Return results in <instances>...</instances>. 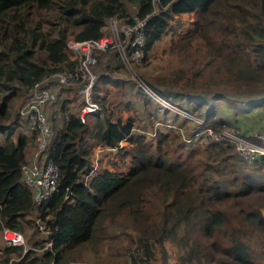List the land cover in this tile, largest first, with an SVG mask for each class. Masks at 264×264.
Wrapping results in <instances>:
<instances>
[{
	"label": "trees",
	"instance_id": "16d2710c",
	"mask_svg": "<svg viewBox=\"0 0 264 264\" xmlns=\"http://www.w3.org/2000/svg\"><path fill=\"white\" fill-rule=\"evenodd\" d=\"M131 3L140 16L150 14L144 59L166 33H176L174 17L194 13L168 48L170 62L155 74H142L150 85L188 110L203 109L215 129L236 126L216 115L218 99L231 101L237 113L264 104V0H0V229L26 234L41 219L48 234L32 244L52 242L42 254L3 244L2 259L16 254L20 258L10 264L64 263L71 252L99 241L98 231L104 234L109 220L128 237L123 248L130 264H143L160 252L168 264L167 241L179 248L175 264H257L250 240L253 231L264 235L262 206H241L235 213L226 207L263 197L264 183L240 176L232 162L227 171V160L238 154L233 145L204 141L220 148L215 158L195 147L204 142L186 140L193 132L154 128L150 114L161 103L139 84L154 109L147 111L144 125L126 114L133 108L125 98L131 79L114 74L125 68L115 50L102 51L108 59L93 87L100 108L82 121L70 101L61 105V125L48 151L59 168L58 189L45 208L22 180L32 131L20 108L11 117L15 99L29 96L49 73L72 65L65 51L69 35L101 36L110 17L132 19ZM96 147L114 151L111 166L94 165Z\"/></svg>",
	"mask_w": 264,
	"mask_h": 264
},
{
	"label": "built area",
	"instance_id": "2783aa9c",
	"mask_svg": "<svg viewBox=\"0 0 264 264\" xmlns=\"http://www.w3.org/2000/svg\"><path fill=\"white\" fill-rule=\"evenodd\" d=\"M159 0H153L156 4ZM137 4L130 16H112L108 19L99 37L76 38L69 35L65 51L67 57L73 61L72 65L65 66L49 73L43 80L34 84L27 100L21 106V113L28 117L30 130L35 136V148L32 155L22 164V180L29 186L36 203L45 208L53 194L58 189L59 168L56 163L48 157L50 143L54 138L53 122L47 114L46 108L54 103L58 97L55 85L78 84V92L82 97L80 117L85 121L86 115L100 108L94 99L93 87L97 78L94 67L98 63L97 54L105 50L118 52L124 67L128 69L134 64L141 62L145 57L144 44L146 40L145 26L149 13L140 16ZM134 77L140 87L149 96L165 105L173 108L184 115L187 121L196 124L193 135L186 138L188 142L207 138L210 141L228 143L233 145L241 160L249 165L261 166L264 163V131L256 132L253 136L246 135L239 128L215 129L208 125L205 112L188 110L160 94L155 87L150 85L141 75L133 71ZM51 77L50 81H48ZM173 106V107H171ZM175 126L171 121H158L157 125ZM184 134L182 129H179ZM0 236L5 246H24L27 250L25 235L18 230L3 226ZM45 248L51 247L52 242L45 243ZM14 257L2 264H10Z\"/></svg>",
	"mask_w": 264,
	"mask_h": 264
},
{
	"label": "rangeland",
	"instance_id": "374dc122",
	"mask_svg": "<svg viewBox=\"0 0 264 264\" xmlns=\"http://www.w3.org/2000/svg\"><path fill=\"white\" fill-rule=\"evenodd\" d=\"M133 10H134V4L131 3L130 12ZM193 18H194V13L192 12H186V13L179 14L176 17H174L175 19L174 24L178 26V29L176 30L175 34L171 33L172 29L168 33H166L160 40L156 42L154 47L151 49V52L148 53V56L146 59L142 60L141 62L137 64H134L131 67L134 69L130 70L125 66V68L122 67L121 71L119 70L118 72L116 71L114 72L116 76H121V77L131 79L126 82L128 83L126 88L127 90L130 89V93H128V96H126L125 98L131 99L133 108L132 110L125 111V113L126 114L133 113L135 116H138L139 118L138 122L140 123V125H144L145 123L148 122L147 117H146V112L149 109L150 110L154 109V104L151 102L146 103L144 100V97L141 96L140 94L141 92L138 90L139 82L136 80L137 78L134 77L133 71L135 70L142 77V74H144V72H149V73L151 72L152 74H155L159 72L160 70H162L161 66L167 65L170 62L169 59L171 58V56L168 52L169 46L171 45L173 40H175L178 37L179 35L178 32L185 31V29L190 26V24L193 21ZM105 51H111V50H105ZM104 53L105 52H100L97 54V57L100 58V60H98V63L94 67V70L98 74L105 71L104 68L106 67V63H107L106 59L108 58H107V55H103ZM145 76L147 77L148 75H145ZM48 79H49L48 81H50L51 77H49ZM54 87L58 94V97H57L56 102H54L53 104H50L47 107V114L53 122V132L55 136L56 131L59 129L61 125V116H62L61 105L63 101L64 100L70 101L69 102L70 106H72L74 109H79V110H81V106L83 105V103H82V97L77 90L78 88L77 83H70L67 85H55ZM236 87L237 89H240L239 86H235L234 88ZM157 91L160 94H162L165 98L169 99L170 101L176 104L179 103L178 105L180 106L181 105L184 106L183 103H180L171 95H167L166 93L160 91L159 89H157ZM94 94L95 93H93V96ZM27 96L20 95L15 99L13 107L11 108V117L15 115L18 108L21 109V106L28 98ZM239 103L243 105V103H246V102L240 101ZM217 106L218 107L216 110L217 111L216 115H218L219 113L221 114L223 111H228L231 113V110L232 111L236 110L233 104L231 103V101L225 98L218 99ZM174 108L175 107L170 108V109L173 110L175 113H178ZM262 108H264V104H262L261 110ZM254 109L251 111V112H254L252 114L257 115L260 121H264V113L257 112ZM173 111H170L169 114H164L165 118H169V120H171L172 122L174 121L173 117L175 116L173 115L174 114ZM198 111H195V112H198V113L204 112L203 109L198 110ZM235 113L237 117L244 116L243 121L246 122L247 125L252 126V124H254L253 125L254 127L257 126L256 125L257 123L255 124V117L253 115H250V113L248 114H245L246 112L245 113L235 112ZM183 116L184 115H182V117L179 118L178 124H182ZM182 126L184 127V129L182 128H179V129H182L185 135H187L190 132H193L196 128V124H194L193 122L187 121V118L186 120H184V123L182 124ZM233 128L241 129L240 126L238 125H236ZM254 131H253L254 133L259 132V131H264V122H261L260 124H258L257 129L255 128ZM246 135H250V134H246ZM253 135H250V136H253ZM35 140H36L35 136L32 133H30V137L28 138L29 145H28V150H27L28 158L32 155V152L35 148V142H36ZM198 141L204 142V141H210V140L203 137ZM123 143H126V142H123ZM195 147L196 148L200 147L201 151L204 154H206V156L208 154H211L215 158H219L218 153L221 152L220 148L215 147L214 144L212 143L208 144V142H204L203 144H200ZM216 150H217V154L215 155ZM224 153H225L224 156H228L229 152L228 150H225ZM114 157H115L114 151L110 149H103V147H96L93 151V163L96 167L97 166L98 167L107 166V165L111 166L109 160H111V158H114ZM231 162L234 164V166H236L241 171L242 174L240 173V176L243 177V174H249L254 179H256V181L260 183H264V163L261 166H257V165L248 166L240 159V157L237 154V157H234V156L229 157V159L227 160L226 164H227L228 172H230V169H231V165H230ZM238 202L240 203L239 205H237ZM241 206L245 207L246 209H250L251 207L262 206V210L264 213V196L262 197V195L260 194L256 198L251 197L249 199L243 198V199L234 200L233 203L230 202V206H227L226 209L229 210L231 213H235L237 208ZM108 222L109 220H107L103 224V225H106L104 234L101 233V230L98 231L99 241H92L91 243L86 244L84 248L79 247V249L81 248L79 252H75V253L71 252L70 255H68V259L66 260V262L61 263V264H130L131 260L129 258L130 256L128 254V251L126 252V250L123 248V246L128 243V237L126 236L125 233L121 231V229L118 228L116 224L111 225V222H109L110 224ZM36 223L37 225L34 228H28L27 233L26 234L23 233V234L25 235L26 240H27V249H34V251L37 254H42L45 249L46 244L44 243L45 246L42 247V246H33L32 243L36 239H40L43 236L47 235L48 233L46 231V226L41 221V219L36 220ZM101 235L103 236L101 237ZM250 241H251L250 243L252 244L255 250V258H256L257 264H264V235L261 236V233L257 231H253ZM3 246L4 245H3V242L0 236V260L2 261L1 264L5 263L1 255V249H2L1 247ZM165 246H166L165 251L167 255L168 264H175L176 256L178 254L179 248L177 247L176 244L170 241H167L165 243ZM11 257H14L15 260L20 258V256L16 254H12L10 258ZM164 257H165L164 252H160L158 254L156 253L153 258L146 260V262H144L143 264H163Z\"/></svg>",
	"mask_w": 264,
	"mask_h": 264
},
{
	"label": "crops",
	"instance_id": "0c3cea01",
	"mask_svg": "<svg viewBox=\"0 0 264 264\" xmlns=\"http://www.w3.org/2000/svg\"><path fill=\"white\" fill-rule=\"evenodd\" d=\"M218 101V100H217ZM217 101H216V110H217ZM161 106H160V108L158 109V110H156V111H152V114H150V116H151V120L150 121H152V124L155 126V123H157L158 121H161V122H165V121H171V120H169V118H165V116H164V114H169L170 113V111H173V110H171L170 108H167V107H165V106H163L162 104H160ZM220 106V105H219ZM261 106L262 105H260V106H257V107H254V108H252L250 111H247L245 114H248V113H250V115H253L252 113H254V112H251L253 109L255 110V111H257V112H260V113H264V108H262V110H261ZM260 109V110H259ZM217 112V111H216ZM173 115H175L173 118H174V124L176 123V124H178V122H179V118L180 117H182V115L181 114H179V113H175L174 111H173ZM147 112H146V116H147ZM222 114V115H221ZM219 113L218 115H220V116H223V117H225V118H227V120H230V121H233V122H235L236 123V125H238V126H240V128L244 131V133L245 134H250V135H253V134H255L254 132V130H255V128L257 129V127H258V124H260L261 122H264V121H260L259 120V118H258V116L257 115H253L254 117H255V124L257 125L256 127H254L253 125L254 124H252V126H249V125H247V123L246 122H244L243 120H244V116H236V113H235V111H232L231 110V113L230 112H228V111H223L222 113ZM244 114V115H245ZM181 115V116H180ZM238 115V114H237ZM184 120H186V118L183 116V121H182V124L184 123ZM172 122V121H171ZM172 122V123H173ZM175 124V126H168V125H166V124H164V125H161L159 128H165L166 130L167 129H170L171 127L172 128H174V129H179V128H182V129H184V127L182 126V124H178V125H176ZM260 129V128H259ZM252 130V131H251ZM141 131H144L143 129H141ZM254 131V132H253ZM103 149H107V148H103Z\"/></svg>",
	"mask_w": 264,
	"mask_h": 264
},
{
	"label": "clouds",
	"instance_id": "9594fccd",
	"mask_svg": "<svg viewBox=\"0 0 264 264\" xmlns=\"http://www.w3.org/2000/svg\"><path fill=\"white\" fill-rule=\"evenodd\" d=\"M160 126H161V125H157V123H156L154 128H157V127H160Z\"/></svg>",
	"mask_w": 264,
	"mask_h": 264
}]
</instances>
